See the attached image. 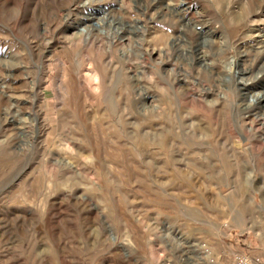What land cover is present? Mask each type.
Returning <instances> with one entry per match:
<instances>
[{"label": "rangeland", "instance_id": "374dc122", "mask_svg": "<svg viewBox=\"0 0 264 264\" xmlns=\"http://www.w3.org/2000/svg\"><path fill=\"white\" fill-rule=\"evenodd\" d=\"M204 244L264 257V0H0V264Z\"/></svg>", "mask_w": 264, "mask_h": 264}, {"label": "built area", "instance_id": "2783aa9c", "mask_svg": "<svg viewBox=\"0 0 264 264\" xmlns=\"http://www.w3.org/2000/svg\"><path fill=\"white\" fill-rule=\"evenodd\" d=\"M231 249L232 260L228 263H220L213 249L206 244L203 245L204 255L207 264H264V257L250 250Z\"/></svg>", "mask_w": 264, "mask_h": 264}, {"label": "bare ground", "instance_id": "6f19581e", "mask_svg": "<svg viewBox=\"0 0 264 264\" xmlns=\"http://www.w3.org/2000/svg\"><path fill=\"white\" fill-rule=\"evenodd\" d=\"M14 66V65H13ZM6 80V79H5ZM214 251V250H213ZM215 253V252H214ZM215 255L217 256V258H218V255H217V253H215Z\"/></svg>", "mask_w": 264, "mask_h": 264}]
</instances>
